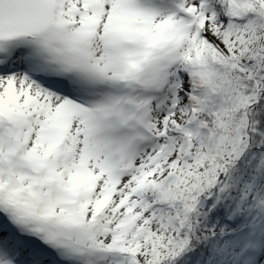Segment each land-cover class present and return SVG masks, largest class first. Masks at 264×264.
Instances as JSON below:
<instances>
[{
    "label": "snow or ice",
    "instance_id": "obj_1",
    "mask_svg": "<svg viewBox=\"0 0 264 264\" xmlns=\"http://www.w3.org/2000/svg\"><path fill=\"white\" fill-rule=\"evenodd\" d=\"M0 264H264V0H0Z\"/></svg>",
    "mask_w": 264,
    "mask_h": 264
}]
</instances>
